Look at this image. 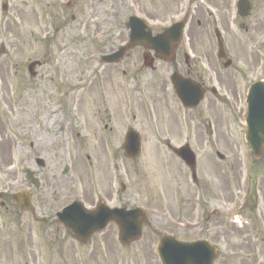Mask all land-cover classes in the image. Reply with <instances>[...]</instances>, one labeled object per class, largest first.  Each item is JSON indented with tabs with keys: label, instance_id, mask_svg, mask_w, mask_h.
<instances>
[{
	"label": "flooded vegetation",
	"instance_id": "obj_1",
	"mask_svg": "<svg viewBox=\"0 0 264 264\" xmlns=\"http://www.w3.org/2000/svg\"><path fill=\"white\" fill-rule=\"evenodd\" d=\"M29 1L33 6L42 3V0ZM47 1L62 9V19L67 26L70 20L75 22L77 18L82 19L83 24L90 17L89 13L81 16L80 11L90 9L101 11L96 25L107 24L108 17H112L108 8L111 10L117 5V0ZM175 1L180 10L177 15L184 14L192 19L193 0L188 3ZM78 5L80 9L75 12ZM249 30L247 26L246 31ZM220 32L216 24L211 50L196 49V35L190 26L185 29L180 43L171 50L156 53L144 45H136L113 63H105L102 56L117 51L128 41L129 34L120 44L113 31L85 34L79 55H88L79 70V110L75 114L77 124L79 122L78 147L90 161V170L85 178L71 180L66 177L69 173L66 139L70 136L71 118L69 109L61 107L60 112L52 114L54 119L50 124L43 123L37 131L45 136L40 137L43 141L41 151L34 149L29 154L36 178L29 184L32 210L28 212L32 218L44 223L46 230H52L56 222L58 227L73 234L60 221L59 212L76 201L100 217V224L108 219L104 228L94 232L88 240L79 241L81 245L106 250L128 248L140 241L145 228V233L149 234L145 244L149 249L162 241L165 250L178 242L197 243L195 252L178 250L179 261L191 259V264L199 259L200 264H231L234 261L229 246L238 239L233 243L234 248L240 249L252 264H262L264 145L262 155L255 157V149L245 135L248 90L253 83L264 82V51L257 35H239L233 31L237 39L234 48L238 52L234 56L227 49L226 34ZM95 55L102 65L87 66L88 57L94 63ZM40 63L33 78L47 66L51 71L47 73L49 79L54 78L53 74L59 79L58 67L55 70L47 61ZM135 141L139 142L140 150L134 159L128 153ZM36 145L37 142H31V147ZM183 147L190 148L195 155L194 169L178 156L177 151ZM95 154H101L102 160L97 159L95 163ZM143 154L152 156L139 162ZM121 165L125 166L124 170H120ZM151 165L159 171L158 190L162 203L170 197L182 203H185L184 198L188 199V210L193 215L190 220H181L170 210H160L157 214L142 199L141 179L131 177L129 168L137 175L138 169ZM47 166L57 169L56 176L49 178L40 171ZM183 176L190 183V194H184ZM168 182H173V191L176 188L179 194L166 193ZM20 191L21 185L9 184L8 180L0 184V233L14 230L21 224L25 211L14 198ZM135 207L145 209L142 235L138 240L125 242L114 215L133 223L139 213ZM10 213L15 218L7 220L4 214L9 216Z\"/></svg>",
	"mask_w": 264,
	"mask_h": 264
},
{
	"label": "rangeland",
	"instance_id": "obj_2",
	"mask_svg": "<svg viewBox=\"0 0 264 264\" xmlns=\"http://www.w3.org/2000/svg\"><path fill=\"white\" fill-rule=\"evenodd\" d=\"M3 2L0 0V45L4 44L6 51L0 53V184L8 180L9 184L21 185V190L29 189L30 185L22 168L32 165L29 154L34 149L41 151L43 141L40 137L45 136H40L39 133L42 132L37 131L42 128L43 123L50 124L51 119H54L50 113L51 110L59 107L69 109L71 118L70 136L66 139L69 146L66 153L69 173L66 177L71 180L85 178L87 177L85 174L90 170V161L78 147L79 122L77 124L75 113L79 110L77 104L79 91L75 88L69 96L63 97L59 104L61 86L58 84L56 75L52 73L54 78L49 79L50 74L47 73L51 71L45 66L40 70L42 73L37 78H33L28 73V64L34 60L47 61L49 67L54 66L56 70L59 66V71L65 72L67 74L65 77H69L71 83H77L82 61H85V55H88L86 53L79 55L85 34H103L113 31L118 40L117 44H120L127 38L126 21L131 14L142 16L155 32L160 31L176 19L180 11L176 8L177 2L175 0H117L115 7L111 10L108 8V13L112 14L111 18L108 17L109 22L102 23L101 26L96 25L101 18V11L95 12L93 9L80 11L81 16L89 13L88 17H90L86 21L83 20V24H81L82 19L77 18L75 22H72L69 17L71 23L67 26L62 19L64 14L62 9H57L47 0L36 3V6H33L32 1L29 0H8V8L5 12L2 10ZM236 2L237 0H195L192 5L194 16L186 29L188 30L191 26V32L194 36L196 35L194 41L198 51L211 50V43L212 45L215 43V38L211 36L216 24L221 33L226 34L227 49L229 48L228 50L234 56L238 52L237 48H234L237 39L233 37V31L239 35L246 33L257 35L261 40V50L264 51V0H251L252 9L249 16L240 17L238 22L235 19L238 17ZM79 9L80 5L75 8V12ZM234 19L235 22H233ZM242 23L243 26H239ZM247 26L250 27L249 31H246ZM95 56L97 57L94 63L90 62L88 57L87 66L102 65L99 63L98 55ZM34 127L37 129L34 130ZM31 142H37L38 145L33 148ZM151 156L152 154H143L139 162ZM153 156L156 155L153 154ZM97 159L102 160L101 154H95V163ZM153 166L138 169L137 175L135 170L129 168L131 177L141 179L139 187L144 188L142 199L157 214L160 210H170L178 215L179 219L190 220L188 199L184 198L185 203H182L179 200L175 202L170 197L162 203L158 190L159 171ZM124 167L121 165L120 170H124ZM91 169L93 170V167ZM40 171L49 178L58 173L52 166H47ZM183 177L184 194H190V183L185 176ZM234 184L232 183V186ZM173 187H175L173 182H168L166 189L168 195L179 194L176 188L173 191ZM4 215L7 220L15 218L12 213L9 216ZM44 226V223L34 220L29 212L22 213L20 225L14 227V230L0 233V264H160L155 245L153 249L146 248L145 243L149 239V234L145 233V228L140 241L132 246L106 250L93 245L79 244L74 235L58 227L59 224L56 222L52 230H46ZM237 241L238 239H234L233 243ZM233 243L231 242L229 246L230 256L234 261L231 264H252L253 261L245 259L243 252L234 248ZM263 261L262 264H264Z\"/></svg>",
	"mask_w": 264,
	"mask_h": 264
},
{
	"label": "water",
	"instance_id": "obj_3",
	"mask_svg": "<svg viewBox=\"0 0 264 264\" xmlns=\"http://www.w3.org/2000/svg\"><path fill=\"white\" fill-rule=\"evenodd\" d=\"M239 12L241 15L246 16L248 12L250 11V4L247 0H240L239 4ZM127 26L130 28V40L127 45L120 48L119 53L117 54V58H119L126 50L130 49L136 44H143L145 46H150L154 48L157 52H160L163 45L167 44V48H174L176 44L179 43L181 40V35L183 31V23H176L172 27L165 29L162 33L158 34L157 36H152V31L147 27V25L140 20L139 18L132 16L129 19V22ZM3 50V46L1 47ZM35 63L30 64V70H32ZM182 90V89H181ZM184 91V90H182ZM257 105V104H253ZM252 114V113H251ZM249 121L254 123L251 125L249 138L251 136V143L254 144V139L261 135L260 132H257L256 125L257 123H264V113L259 112L256 113L254 117H251L249 114ZM255 128V129H254ZM264 129V126L261 128ZM132 146V155L136 156L138 154L139 145L137 144H131ZM179 154L184 158L187 164L192 166L193 160H192V153L188 152L187 150L183 149L179 151ZM191 157V158H190ZM28 173V177L31 178L32 173L29 169L26 170ZM16 200L22 204V207L24 210L31 209L30 206V199L28 194H20L15 196ZM61 220L64 222V224L71 228L77 238H88L91 236L93 232L96 230L102 228L105 226V223L108 219H103V223L99 224L100 217H97L96 214H92V212L87 211L86 209L82 208L80 204L74 203L71 206H69L64 212L60 213ZM116 220L119 222L120 228H121V235L125 237L126 235L132 236V238L137 239L140 236V230H141V223L140 222H126L124 219H120L119 216H115ZM183 249L195 247L194 244H184L181 245ZM162 255L161 249L159 250ZM163 256V255H162ZM164 258V257H163ZM164 264H175L173 260H167L164 258Z\"/></svg>",
	"mask_w": 264,
	"mask_h": 264
}]
</instances>
